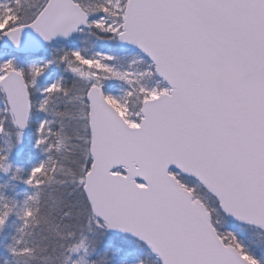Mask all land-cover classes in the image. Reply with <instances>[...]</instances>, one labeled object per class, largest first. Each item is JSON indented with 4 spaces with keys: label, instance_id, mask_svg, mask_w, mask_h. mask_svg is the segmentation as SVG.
I'll return each mask as SVG.
<instances>
[{
    "label": "snow or ice",
    "instance_id": "1",
    "mask_svg": "<svg viewBox=\"0 0 264 264\" xmlns=\"http://www.w3.org/2000/svg\"><path fill=\"white\" fill-rule=\"evenodd\" d=\"M0 138V264H264V0H0Z\"/></svg>",
    "mask_w": 264,
    "mask_h": 264
},
{
    "label": "rangeland",
    "instance_id": "2",
    "mask_svg": "<svg viewBox=\"0 0 264 264\" xmlns=\"http://www.w3.org/2000/svg\"><path fill=\"white\" fill-rule=\"evenodd\" d=\"M73 39H78L84 42V46L88 49V51H93L96 47H101L102 42L98 41L95 36L88 35V34H81L77 37H73ZM38 55L47 56L48 53L46 49H42ZM132 58L131 54H127L125 57L122 58L120 62L126 63L128 60ZM24 58L21 57V64H23ZM31 131L26 133V139L23 149L28 148L27 152L31 151L32 153L31 158L35 159L38 157V152L33 150L31 148V140L29 139ZM18 155H21V151L17 150ZM16 156V155H15ZM26 158V157H25ZM29 164V161L27 162ZM20 166V165H18ZM21 167L27 168L26 166L22 165ZM11 175V173H9ZM0 184H3L4 186L0 187V194L15 199L16 197V187L18 182L14 180H8L6 177H3L2 174H0ZM236 227V226H234ZM240 233V235L245 239V242H249V239L253 240L254 242L264 245V232H262L259 229H256L251 226H247L245 228H238L237 229ZM125 242V241H124ZM128 244H133L132 242L126 241ZM111 243V248L107 247L105 257L102 260V264H134V261L137 260V258H143V252H144V245L142 247H131L127 250L122 249L120 245L116 246ZM109 245V244H108ZM253 250L257 252V254H261L262 250L260 248H257L253 246ZM149 259V258H145Z\"/></svg>",
    "mask_w": 264,
    "mask_h": 264
},
{
    "label": "trees",
    "instance_id": "3",
    "mask_svg": "<svg viewBox=\"0 0 264 264\" xmlns=\"http://www.w3.org/2000/svg\"><path fill=\"white\" fill-rule=\"evenodd\" d=\"M70 80V77H69ZM31 131V130H30ZM30 137L29 139L31 140V133H29ZM4 138H0V147H4ZM28 148H25L21 151V155H18V152L14 151L11 155V160L14 164V166H26L28 167L29 164L27 162L29 161V158H31L32 153L31 151L27 152ZM16 155V156H15ZM26 157V158H25ZM24 188L23 184H17L15 193L16 197L15 200L19 201L22 198V190ZM18 224V221L15 216H12L9 218L8 225L5 227L2 233H0V256L5 255V249L3 245L7 244L10 242V238L12 235L15 234V227ZM45 233L41 232L40 230L37 231L35 234V239H39L40 235H43ZM29 240L33 238H28ZM125 241V242H124ZM126 241L132 242L133 244H128ZM112 242V244L118 246L120 245L122 249L127 250L131 247H142L143 245L131 238H127L125 236H112L108 233H106L102 237V242L99 244V246L96 248L95 252L92 254L90 259L98 260L101 257H105L106 254V249L108 247V244ZM51 249H49L50 251ZM43 255V254H42ZM31 264H39L38 261H32ZM145 264H152L151 259H145Z\"/></svg>",
    "mask_w": 264,
    "mask_h": 264
},
{
    "label": "water",
    "instance_id": "4",
    "mask_svg": "<svg viewBox=\"0 0 264 264\" xmlns=\"http://www.w3.org/2000/svg\"><path fill=\"white\" fill-rule=\"evenodd\" d=\"M32 38H34V37H32ZM41 49H42V48H41ZM41 49H40V50H41ZM40 50H39V51H40ZM39 51H38V52H39ZM38 52H36V53H38ZM36 53H35V55H36ZM27 132H28V131H27ZM263 232H264V231H263ZM109 233H110V234H113V235H125V236H128V237H131V236L128 235V234H122V233H118V232H117V233L109 232ZM131 238L135 240V238H133V237H131ZM137 242H138V241H137ZM140 243H141V242H140ZM141 244H142V243H141Z\"/></svg>",
    "mask_w": 264,
    "mask_h": 264
}]
</instances>
